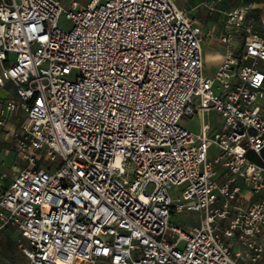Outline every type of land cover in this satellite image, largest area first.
Masks as SVG:
<instances>
[{
	"label": "built area",
	"instance_id": "obj_1",
	"mask_svg": "<svg viewBox=\"0 0 264 264\" xmlns=\"http://www.w3.org/2000/svg\"><path fill=\"white\" fill-rule=\"evenodd\" d=\"M246 12H227L209 73L214 31L173 0H0V86L17 96L0 127L26 114L0 231L18 232L28 264H240L228 238L264 236V17L235 54ZM200 111L219 121L180 124ZM216 163L255 195L226 229L240 187ZM189 213L197 223H179Z\"/></svg>",
	"mask_w": 264,
	"mask_h": 264
},
{
	"label": "rangeland",
	"instance_id": "obj_2",
	"mask_svg": "<svg viewBox=\"0 0 264 264\" xmlns=\"http://www.w3.org/2000/svg\"><path fill=\"white\" fill-rule=\"evenodd\" d=\"M174 3L181 9L184 10L186 15L192 20L198 22L200 25L207 22L209 19L214 23H222L226 22V14L231 7L241 6L245 8V5L241 4L240 0H173ZM237 2V3H236ZM209 6H213L214 8H219L221 11L217 12L215 17L213 15V11H211ZM212 13L210 15L208 12ZM251 13L246 12L244 21L241 26L238 28L237 33H239L242 39L240 40V48L232 47L233 52H238L244 48L243 42L246 36L250 34H254V27H252L255 19ZM60 23L67 24L68 22L61 18ZM204 25V24H203ZM208 54V57L205 59L206 67L209 73H212L215 68L221 63L224 58L225 48L221 46L218 41L209 42V44L204 45V53ZM25 111L23 109H19L13 118L14 124H19L25 118ZM209 118V119H208ZM217 118L216 114L208 113L203 120L205 121H215ZM203 120L199 116H193L192 118H182L180 120V124L186 127L189 130L197 131L201 125ZM2 138L0 139V153H3V157L0 158V181L2 187L6 188L13 176L14 171L7 165V157L14 155L16 157V151L14 147L15 139L14 137L7 131L1 132ZM4 149H7L4 150ZM213 150V149H212ZM213 153V152H211ZM18 165H23V161L18 159ZM216 166L218 164L216 163ZM218 169H222V167H218ZM220 178H230L233 182L241 181L240 174H221ZM152 189V185L149 184L146 187V191L150 192ZM182 216H185L184 214ZM191 219H183L179 223L188 224L191 223ZM12 232L9 230H5L0 233V261L5 262L6 264H28L24 255L20 252L16 241L13 239ZM261 237H253L251 239L252 246L248 244H242L237 240L236 233L228 238V242L231 244L232 248L235 251L239 252L237 256L238 262L240 264H264V242L260 239ZM98 264H109L108 262H98Z\"/></svg>",
	"mask_w": 264,
	"mask_h": 264
},
{
	"label": "crops",
	"instance_id": "obj_3",
	"mask_svg": "<svg viewBox=\"0 0 264 264\" xmlns=\"http://www.w3.org/2000/svg\"><path fill=\"white\" fill-rule=\"evenodd\" d=\"M229 1L231 2V0H229ZM240 1H241V4L245 5L246 11L248 13H251L254 16L253 18L255 19V21L252 24V27H254V29H255L254 33H260L262 31L261 19L264 17V0H240ZM209 7H212V6H209ZM212 11H213V15H212L211 12H208V13L210 15H212V17L213 16L215 17L216 13L220 12L221 10L219 8H214V10H212ZM203 24H201L202 27L206 31L207 30H213L214 31V36L213 37H216V39L215 38H211V39H207L206 38V40L203 41V44H202L203 59H204V62H205V59L208 57V54L206 52L204 53V45L209 44L210 41L211 42L217 41L218 40L217 37H219L220 34L224 33L226 28H225V20L222 23V25L220 23H214L210 19L207 22L203 23ZM236 30H238V29H234L233 30V32H234V38H233V41H232L233 49L234 48L237 49V48L241 47L240 46L241 45L240 44V40L242 39V37H240L239 33H237ZM251 35L252 34H250L249 36H251ZM249 36L245 37L243 43H245V40ZM243 46H244V44H243ZM241 51L242 50H240L238 52H233V53L237 54V53H239ZM224 56H225V53H224ZM261 65H262V67H264V63H261ZM205 66H206V62H205ZM8 99L17 100V96H16V93H15V87H14V84L12 82H7L4 86H0V106L2 107V109H3L4 102L6 100H8ZM18 110L19 109H17L16 112L14 113V115L11 118L8 119V121L4 124L3 127H0V139L2 138V134H3L1 132L7 131V132H9L12 135V130L19 125V124L17 125V124L13 123V118L15 117V114L18 112ZM195 116H197V114ZM202 120H203V118H202ZM217 121H219V117L218 116L215 119V121H212V122L209 121V124L213 125V123L217 122ZM211 127H213V126H211ZM4 150L7 151V149H4ZM211 152H213V153H211ZM215 154H216V149L214 147H211L210 148V152H209V156L211 158H213L215 156ZM3 155H4L3 153H0V158L3 157ZM4 156H6V155H4ZM248 156L253 161H255L257 163H259L260 160H261L257 155H255V154H253L251 152L248 153ZM261 156L264 158V149L262 150ZM6 159H7V165L15 172L17 167L20 166V165H18V159H20V158L16 154V157L14 155H11V156H8ZM218 167H221V166H219V165L216 166V169H217L216 179L219 182H224L228 178L222 179V178H220V176H221V174H227L228 172H226V170L224 168L218 169ZM233 184L234 185H239L240 192L238 194V198L232 202L233 207H231V211H230V214L228 216V219L223 220V221L220 222V227H222L223 229H226L228 227L229 220H230V218H232L237 213L238 207H240V208L241 207H245L251 200H253L255 198V195L251 192V190L246 185H244L242 179H241V181L233 182ZM185 218L192 220V222L188 223V224H195V223H197V220H198V214L189 213V214L183 216V218L180 219L179 221H181V220H183ZM5 230L11 231L12 232V236L14 235L13 239L16 241V239L18 237V232L14 228H6V229L0 231V233H2ZM255 237H261L260 239L263 240V242H264V236L257 235ZM233 250L235 251V249H233ZM235 252H237V251H235Z\"/></svg>",
	"mask_w": 264,
	"mask_h": 264
},
{
	"label": "bare ground",
	"instance_id": "obj_4",
	"mask_svg": "<svg viewBox=\"0 0 264 264\" xmlns=\"http://www.w3.org/2000/svg\"><path fill=\"white\" fill-rule=\"evenodd\" d=\"M197 116H199L201 119L203 118L202 112L200 111ZM57 264H71V262L69 260H67L66 258H59V260L57 261Z\"/></svg>",
	"mask_w": 264,
	"mask_h": 264
}]
</instances>
